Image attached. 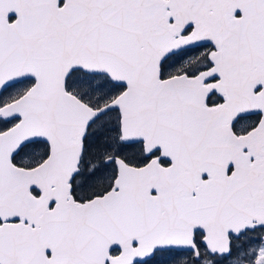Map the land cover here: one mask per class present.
Segmentation results:
<instances>
[{"label": "snow or ice", "instance_id": "6c2138e0", "mask_svg": "<svg viewBox=\"0 0 264 264\" xmlns=\"http://www.w3.org/2000/svg\"><path fill=\"white\" fill-rule=\"evenodd\" d=\"M0 264H264V0H0Z\"/></svg>", "mask_w": 264, "mask_h": 264}]
</instances>
